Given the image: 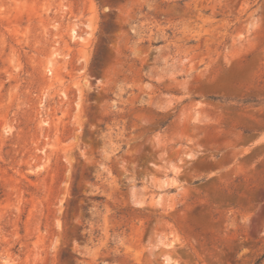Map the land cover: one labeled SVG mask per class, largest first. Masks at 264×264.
<instances>
[{"label":"rangeland","instance_id":"obj_1","mask_svg":"<svg viewBox=\"0 0 264 264\" xmlns=\"http://www.w3.org/2000/svg\"><path fill=\"white\" fill-rule=\"evenodd\" d=\"M264 264V0H0V264Z\"/></svg>","mask_w":264,"mask_h":264},{"label":"trees","instance_id":"obj_2","mask_svg":"<svg viewBox=\"0 0 264 264\" xmlns=\"http://www.w3.org/2000/svg\"><path fill=\"white\" fill-rule=\"evenodd\" d=\"M257 264H260V261Z\"/></svg>","mask_w":264,"mask_h":264}]
</instances>
